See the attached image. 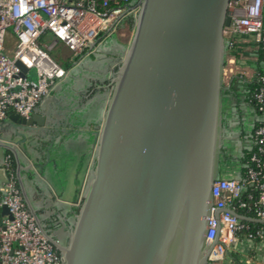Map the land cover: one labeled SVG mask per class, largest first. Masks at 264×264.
I'll return each instance as SVG.
<instances>
[{"label":"water","instance_id":"95a60500","mask_svg":"<svg viewBox=\"0 0 264 264\" xmlns=\"http://www.w3.org/2000/svg\"><path fill=\"white\" fill-rule=\"evenodd\" d=\"M230 1L139 0L131 42L103 86L110 96L93 176L66 244L22 190L66 264L208 263L217 242L207 241V217L223 154ZM40 120L15 114L0 126L11 122L25 139Z\"/></svg>","mask_w":264,"mask_h":264},{"label":"built area","instance_id":"2783aa9c","mask_svg":"<svg viewBox=\"0 0 264 264\" xmlns=\"http://www.w3.org/2000/svg\"><path fill=\"white\" fill-rule=\"evenodd\" d=\"M139 8L128 0H0V120L11 112L29 118L64 79L67 70L51 54L60 44L83 55L101 36L117 32L126 13L136 23ZM229 16L223 79L227 88L246 91L254 115L251 129L233 139L242 148L238 172L218 176L213 184L207 241L217 242L207 264H220L242 233L248 240L264 239L263 228L233 214L264 220V0H231ZM234 39L238 54L232 52ZM33 68L36 79L29 77ZM11 161L10 154L0 161L6 173L0 182V264H66L28 209Z\"/></svg>","mask_w":264,"mask_h":264},{"label":"crops","instance_id":"0c3cea01","mask_svg":"<svg viewBox=\"0 0 264 264\" xmlns=\"http://www.w3.org/2000/svg\"><path fill=\"white\" fill-rule=\"evenodd\" d=\"M95 46V55L86 54L74 62L64 79L57 81L38 104L33 113L42 118L41 123L34 121L30 126L38 131H30L24 139L11 122L0 126V161L7 151L12 154L21 193H26L40 220L63 244L68 241L79 201L93 176L96 132L110 96L103 86L112 78L129 40L127 43L112 32L104 34ZM69 57L74 61L73 53ZM238 103L243 106L241 96ZM227 111L231 116H242L240 107L238 111L231 105ZM233 143L238 146L237 140ZM235 151L230 150L231 160L236 158ZM5 178V171L0 169V182ZM220 264H264V239L240 237L236 248L229 250Z\"/></svg>","mask_w":264,"mask_h":264},{"label":"rangeland","instance_id":"374dc122","mask_svg":"<svg viewBox=\"0 0 264 264\" xmlns=\"http://www.w3.org/2000/svg\"><path fill=\"white\" fill-rule=\"evenodd\" d=\"M121 26L120 28L117 30V37L118 38H124L125 40H127V43H128V40H129V44L131 42V39L133 37V34H134V30H135V24L133 26V23L130 21H127L126 22V19H121ZM10 31H12V29H9ZM13 37L10 36L9 37V45L12 44V41H13ZM60 47H57L53 52H55L57 55H59L62 60L60 62H63L64 64H69V65H73L74 61L71 57H69V54L70 52L68 51V49H66L63 45H59ZM57 58V56H56ZM29 77L31 79H36V70L33 68L29 71ZM225 84V82H224ZM243 93H246L245 90H242ZM242 101H243V106H240L241 108V111H242V115L241 117H243V124H241L240 122L236 125H234L235 121H232L231 124L233 125L231 127V130H235V131H228L225 133V137H227L228 139L232 138V141L229 140L226 142V145H225V148L229 151L230 149H232V151H235L234 155H236V158L231 160V157L232 154L228 153V151L226 152V158H224L223 160V163L221 164V167H220V175L219 176H227V175H231V174H235L238 172L239 170V160H238V156L240 155V152L242 151V148L239 147V146H235V143H233V137L235 136V133L236 132L237 134L239 135H243V132L244 133H247L250 129H251V122H252V118H253V115H254V112H253V108L252 106L246 101V97H245V94L244 96L241 97ZM230 104H231V101H229ZM229 102L227 103L226 101V98H223V105H224V113H226L227 115H230V117H233V115L231 116L232 113H227V110L228 108L230 107L229 106ZM228 104V106H227ZM232 105V104H231ZM242 127V129H241ZM229 155V156H228Z\"/></svg>","mask_w":264,"mask_h":264},{"label":"trees","instance_id":"16d2710c","mask_svg":"<svg viewBox=\"0 0 264 264\" xmlns=\"http://www.w3.org/2000/svg\"><path fill=\"white\" fill-rule=\"evenodd\" d=\"M128 3H129V6H135V5H137L138 3H139V0H128ZM123 19H126V22L127 21H130V23L132 22L133 23V26H134V24H136L135 23V20H134V18L133 17H131V15L129 14V13H126L123 17H122V20ZM121 23L122 22H120V26H121ZM120 26H119V28H120ZM102 38H103V36H101L100 38H99V41H101L102 40ZM58 47H60V46H58ZM95 47L96 46H94V48L93 49H91V50H87V51H85L84 52V54L83 55H79V56H75V58H74V62H78L80 59H82L83 58V56L84 55H86V54H90V55H92V56H94L95 54H94V49H95ZM54 51V50H53ZM51 52V54L53 55V57L54 58H56V56H57V60L59 61H61L62 60V58L59 56V55H57L55 52ZM239 51H240V44H239V42L237 41V40H235L234 39V41H233V46H232V52L233 53H239ZM59 61V62H60ZM61 64H62V66L66 69V70H68L70 67H71V65H69V64H64L63 62H60ZM116 70H118V65L117 66H115V68H114V71H116ZM235 88V87H234ZM224 94H225V92H224ZM6 154H10L11 155V157H12V161H11V165H12V170H13V172L16 174V164H15V161H14V158H13V156H12V154L9 152V151H7L6 152ZM226 157V155L224 154V158ZM17 186H18V183H17ZM19 187V186H18ZM82 200H83V197L80 199V201H79V205H78V207H77V209H76V212L78 213V211H79V209H80V206H81V203H82ZM241 213H243V214H246V215H251L249 212H247V211H240ZM253 224H256V225H258V227H260V228H263L264 229V223H258V222H255V223H253ZM245 236V234L244 233H242V234H240V237H244ZM258 240H261V238H257L256 239V241H258Z\"/></svg>","mask_w":264,"mask_h":264},{"label":"flooded vegetation","instance_id":"af4514ba","mask_svg":"<svg viewBox=\"0 0 264 264\" xmlns=\"http://www.w3.org/2000/svg\"><path fill=\"white\" fill-rule=\"evenodd\" d=\"M224 92H225L224 98H226L227 103L229 101H231L232 107L234 105V107L237 108L239 111L240 106H239L238 100L240 99V96L242 97V96H244V94L240 93L234 87L226 88V90ZM231 104L229 102L230 106H231ZM227 106H228V104H227ZM223 109H224V105H223ZM227 113H228V111H227ZM233 116L234 117H230V115H227L226 113H224V110H223V154H222L221 159H220V167H221V164L223 163V160H224V154H226V151L228 149V148L227 149L225 148L226 142L231 140V138L228 139L227 137H225V133L231 130V127H232L231 122L235 121V119L238 123L240 122L241 124H243V117L235 116V115H233ZM241 129H242V127H241ZM240 139H242V138L240 137L239 141H240ZM239 144H241V143H239Z\"/></svg>","mask_w":264,"mask_h":264}]
</instances>
